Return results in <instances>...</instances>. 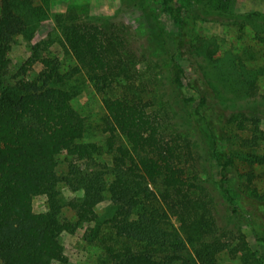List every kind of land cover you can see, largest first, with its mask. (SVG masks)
I'll return each instance as SVG.
<instances>
[{"label": "trees", "instance_id": "obj_1", "mask_svg": "<svg viewBox=\"0 0 264 264\" xmlns=\"http://www.w3.org/2000/svg\"><path fill=\"white\" fill-rule=\"evenodd\" d=\"M234 1L181 2L184 14L196 8L241 31L253 23L264 42V11L237 12ZM157 2L122 0L108 16L71 4L54 22L77 64L64 70L44 39L12 75L14 43L49 16L50 0H0V264L63 263V236L79 228L99 249L98 264H220L226 251L243 264H264L218 208L221 197L237 215L252 204V215L264 218L260 51L222 48L213 36L188 54L139 49L120 15L137 6L156 28ZM80 73L102 96L98 126L73 104ZM217 129L231 144L221 163L223 176L235 170L228 186L205 167L224 158Z\"/></svg>", "mask_w": 264, "mask_h": 264}, {"label": "rangeland", "instance_id": "obj_2", "mask_svg": "<svg viewBox=\"0 0 264 264\" xmlns=\"http://www.w3.org/2000/svg\"><path fill=\"white\" fill-rule=\"evenodd\" d=\"M157 1L154 9L155 13L160 15V21L159 26L156 28L149 24L150 21L147 19L146 14L141 12L137 6L126 10L124 17L119 14L122 20L129 21L132 25L131 32L136 38L133 42L135 47L139 49L143 48L144 50L151 49L152 52L157 51V53L164 55H166L165 50L175 52V54L182 52L188 54L191 46L199 44L200 41L207 39L209 36H213L217 38L222 48L232 47L235 51L242 52L243 48L247 45L255 46L260 51V57L254 62L264 64V42H260L255 35L256 28L253 23L246 24V30L241 31L239 26L229 24L228 20L224 22L218 17L212 19L211 16L206 18L196 11V8L184 14L185 8L181 2L183 0ZM121 3L122 0H50L49 16L35 25V29L28 39L19 36L14 43L9 54L12 75L17 73L20 65L32 54L33 45L44 39L48 41L49 52L57 54L61 58L64 70L77 64L76 59L66 52L65 40L54 22V13L65 11L71 4H86L89 7L90 14L108 16L115 14ZM233 5L237 12L250 10L264 11V0H235ZM157 33L163 35V40L160 42L157 41ZM152 58L155 59V57ZM140 65L142 64L140 63ZM21 77V75L17 74V78L20 79ZM72 85L74 87L73 104L82 114L87 116L89 123L98 126L99 121H101V115L104 112L102 96L95 91L91 81L84 73L77 75L76 79L72 81ZM260 86L261 91L264 92V76L260 79ZM209 119L213 118L209 117ZM209 119L208 122L212 123L213 121H209ZM205 123L207 124V122ZM215 125L214 122L213 126ZM216 132L218 134L217 147L224 153L222 154L224 158H220L218 161L214 160L213 163L212 161H210L211 163H207L205 165L207 167L206 172H208L207 175H212L218 184H220L221 178L225 179V185L228 186L235 182V170L232 171V169L228 170L227 168L225 176H223L221 163H223L225 157L229 154L231 144L226 139V136L221 134L220 130L217 129ZM68 154V148L66 145H63L60 153L61 159H65ZM260 178L261 180L259 179L258 184L263 190L264 175L260 176ZM64 192L68 196L72 195L67 189ZM219 200V212L228 218L230 227L233 228L239 225L240 229L246 233L251 248L258 256L264 258V218L257 217L255 214L252 215L250 211L255 205H245V212L242 211L243 215H237V212L233 210V206L227 203L226 199L220 197ZM106 204L107 202L104 201L99 205L100 212H103ZM35 208H44L43 198L35 200ZM66 214L73 218V212L70 209H66ZM85 229L79 228L75 233H66L63 236L65 246L64 256L66 260L58 264H98L97 252H99V249L97 246L96 248L91 246L88 242L85 243L83 239ZM98 262L100 264V261ZM220 264L243 263L239 257H234L226 251L221 254Z\"/></svg>", "mask_w": 264, "mask_h": 264}]
</instances>
